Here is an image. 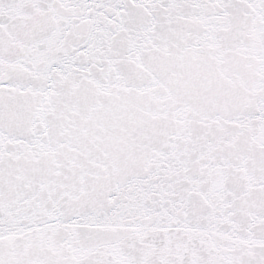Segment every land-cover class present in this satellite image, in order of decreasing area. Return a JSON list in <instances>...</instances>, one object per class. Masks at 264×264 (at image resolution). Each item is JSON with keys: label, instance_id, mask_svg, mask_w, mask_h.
<instances>
[{"label": "snow or ice", "instance_id": "1", "mask_svg": "<svg viewBox=\"0 0 264 264\" xmlns=\"http://www.w3.org/2000/svg\"><path fill=\"white\" fill-rule=\"evenodd\" d=\"M0 264H264V0H0Z\"/></svg>", "mask_w": 264, "mask_h": 264}]
</instances>
